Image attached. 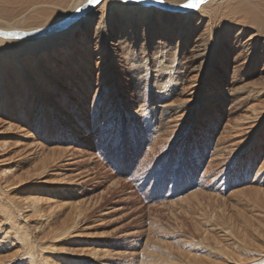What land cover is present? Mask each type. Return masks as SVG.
Here are the masks:
<instances>
[{
  "label": "rangeland",
  "instance_id": "374dc122",
  "mask_svg": "<svg viewBox=\"0 0 264 264\" xmlns=\"http://www.w3.org/2000/svg\"><path fill=\"white\" fill-rule=\"evenodd\" d=\"M206 2L188 20L110 15L106 34L73 32L68 53L0 46V264L263 261L264 18ZM47 20L0 0V27Z\"/></svg>",
  "mask_w": 264,
  "mask_h": 264
},
{
  "label": "bare ground",
  "instance_id": "6f19581e",
  "mask_svg": "<svg viewBox=\"0 0 264 264\" xmlns=\"http://www.w3.org/2000/svg\"><path fill=\"white\" fill-rule=\"evenodd\" d=\"M16 1H24L26 3L27 7L43 12V14L46 17H48V20L46 23H44L42 25H36V26L34 25L31 27H26L24 29H18V28H14V27H10V26L0 27V31H3L5 33H12V32L18 33V36L16 38L9 37L8 35L0 36V46L5 47L6 45L7 46L10 45V48H12L14 50L12 52L14 54H16L17 52L18 53L23 52V51L25 52L29 48H33V47H35V49H37V50L42 49V48H46L47 50L50 49V51L52 52L53 51L52 46L59 47L60 50L66 51L65 53H68L67 52L68 51V43L70 42L72 33L75 32L76 30L83 29V30L87 31L88 33L96 34V35L98 34L99 31H102V32L105 31V34H106V31H108V27L112 25L111 24L112 20L115 21L114 19H111L109 17L110 15L114 16L115 14L116 15L118 14V17H120V19H127V18H129L130 20L136 19L138 16H141V14H142V12L140 10L141 7L142 8H148L150 11L153 9H158V11L160 10V12L161 13L164 12V14L165 13L179 14L181 16V19H183V20L184 19L188 20V19H190L189 17L195 16L197 13H199L201 11L203 12V10H204L201 7L199 9L200 4L196 8H188V7H181L180 6L182 4L187 3L188 0H92L91 3L89 2V0H16ZM100 1H101V4L99 7H97V5L99 4ZM206 1L210 2L211 0H204V2H206ZM213 1L215 2V0H213ZM235 1H237V0H232L231 4L235 3ZM241 1L239 0V2H241ZM243 1H245L249 5H253L254 8H252V9H254V10H252V11H255L257 13V18L262 16V18L260 17V19L262 21V19L264 18V0H243ZM109 2H111L113 4V7L114 6L115 7L113 9L110 8L107 11L105 10L106 13H105L104 17L102 14L99 16L98 14L102 13L101 12L103 10L102 7H104L105 3H109ZM207 2L205 4H207ZM238 3H237V5H238ZM205 4H203V5H205ZM239 4H241V3H239ZM244 5H245V3H244ZM244 5L243 6L238 5V7H240V6L242 7V10L240 9L241 11H243V9L247 8L246 5H245L246 8L244 7ZM100 7L102 10L99 9ZM207 7L210 8V6H207ZM251 7L252 6H249L248 8L250 9ZM214 8L216 9L217 7L214 6L213 8H211V10L209 9V11L212 12V10ZM77 9H79V11H77ZM218 9H219V6H218L217 10ZM238 10H239V8H238ZM219 11L220 10H218V12ZM169 14H166L168 18H169ZM206 15L207 14H205V16ZM208 15H210V14H208ZM212 15L213 14H211V16ZM146 16L147 17H145V19H146L145 21L147 23H149L150 22V15L147 14ZM217 16H218V14H217ZM218 17H220V16H218ZM96 18H98V19H96ZM106 27H107V29H106ZM188 30H190V25L188 26ZM110 33H111V31L108 32V36H112V34H110ZM155 44L159 45L161 48H166V50H163V49H162L163 51L161 50L162 53H160L158 55L160 58H166L165 57L166 53L174 50L172 45L171 44L167 45L163 41L162 38H158L155 41ZM256 45H259V47L262 48V51H264V37L263 38L258 37L256 40ZM194 46H195L194 48L190 49L192 51V58L193 59L203 60V58L207 57L208 51L205 47V43L202 42L198 45L195 44ZM21 48H23V50L19 51ZM5 51H8V50H5ZM66 59H67V57H66ZM151 59L155 60V53H153L151 55ZM183 59H180L181 60L180 65L182 63H183L182 65H184L186 63V61L184 62ZM163 60H165V59H163ZM69 61H70V63L73 62V61H71V59H69ZM77 63H78L77 61L73 62V64H77ZM16 64L21 65V63L18 61H16ZM70 65L74 68V66L72 64H70ZM141 65H143V64H141ZM151 69L152 70H150V78L155 79V73H158L161 70H159V69L155 70V66L152 67ZM137 74L141 75L140 77H137V79H136L137 81L139 79H140V82H142V80H145V81L147 80V78H146L145 74H143L142 70ZM4 85L5 84H3V82L0 80V96L3 94L2 88L4 87ZM2 106H3V104L0 105V108ZM2 212L5 213L4 219L6 220V223L9 224V222H10L14 226V228H13L14 232L17 233V235H18V232L22 231L21 227H18L17 224H13V221L11 220V218L8 217L9 210H2ZM14 217L16 218L15 215H14ZM7 234H9L8 231H7ZM18 238L20 239V241H22L25 238V234H23L21 237L18 236ZM220 251L225 255L227 254L222 250H220ZM255 252L261 253L262 250L256 249ZM262 253H264V252H262ZM28 256H29V263L35 264V259L32 256V254H30V255L27 254V258H28ZM225 257L227 258V260L232 261L233 264L242 263V262H240V259L238 258V256L234 257V256H230L229 254H227ZM261 259L263 261L260 262V264H263L264 263V255H262ZM246 262L248 263L249 261H246ZM203 264H205V263H203ZM258 264H259V262H258Z\"/></svg>",
  "mask_w": 264,
  "mask_h": 264
},
{
  "label": "snow or ice",
  "instance_id": "6c2138e0",
  "mask_svg": "<svg viewBox=\"0 0 264 264\" xmlns=\"http://www.w3.org/2000/svg\"><path fill=\"white\" fill-rule=\"evenodd\" d=\"M89 2L91 3L92 0H89ZM204 0H188L187 3L180 5L181 7H188V8H196L198 7L199 4L203 3ZM77 11H79V9H77Z\"/></svg>",
  "mask_w": 264,
  "mask_h": 264
},
{
  "label": "water",
  "instance_id": "95a60500",
  "mask_svg": "<svg viewBox=\"0 0 264 264\" xmlns=\"http://www.w3.org/2000/svg\"><path fill=\"white\" fill-rule=\"evenodd\" d=\"M8 35L9 37L16 38L18 36V33H5L3 31H0V36Z\"/></svg>",
  "mask_w": 264,
  "mask_h": 264
}]
</instances>
